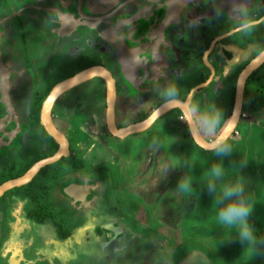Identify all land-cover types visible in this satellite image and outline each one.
<instances>
[{"label": "flooded vegetation", "instance_id": "flooded-vegetation-1", "mask_svg": "<svg viewBox=\"0 0 264 264\" xmlns=\"http://www.w3.org/2000/svg\"><path fill=\"white\" fill-rule=\"evenodd\" d=\"M220 5L224 7L225 16L217 19L214 8ZM229 7V0H0L1 13L9 12V16L0 20L6 25L0 31V89L12 84V75L21 72L20 77L27 81L24 86L31 85L33 90L27 100H19L20 113L15 110L11 87L1 91L0 185L22 176L33 164L57 152L58 142L40 124L42 103L56 84L91 66L105 68L113 79V120L118 129L122 128L119 121L121 93H127L129 86L138 92L150 93L153 96L150 98L156 100L163 95L164 86L173 84L178 90L174 100L179 101H185L196 88L188 105L193 119L192 108L213 97L215 88L221 89L227 97L224 102L227 113L223 116L227 122L239 74L264 51V25L249 36L233 34L230 29L234 21L227 15ZM251 10L264 15V0H252ZM62 63L74 72L54 82L44 92L50 82L61 76ZM259 71L264 74V60L243 82L241 107L246 88ZM94 80L100 84L95 92L98 100L101 92L103 95L101 115L106 134L114 137L105 122L106 82L103 78L94 77L65 89L53 101L50 116L53 126L67 141V154L42 166L23 185L30 184L25 190L13 192L12 188L0 195V210L8 196L14 193L23 196L29 206L26 214L31 222L22 227H42V232L49 225L54 229L55 236H45L40 240L44 245L40 248L44 249V256L56 258L57 264H78L80 259H84L82 264H190L186 260L196 249L170 260L159 243L150 240L135 243L136 234L126 223L121 208L107 206L106 189L103 191V185L96 178L103 175L108 164H115L107 157L108 151L93 154L88 167L94 170L88 177L79 174L84 167L81 152L74 150L68 132L55 123L62 110L53 111L59 100L63 101L62 106L69 104L68 98H61L67 91L87 82L94 83ZM93 83L87 84L89 90ZM4 91L6 98H3ZM87 101V104L81 101V109L93 104L91 98ZM162 103L164 101L160 105ZM143 104L137 103L136 107ZM37 110L38 124L34 119ZM78 114L83 115L80 116L83 119L89 118L85 112ZM176 116H182V121L186 122L184 113ZM24 121L30 122V127L27 128ZM30 147L34 150L33 157L19 161V156ZM59 162L61 165H57ZM74 189L78 193H72ZM64 222L67 228L62 229ZM12 229L10 225H0V264H13L10 259L15 231ZM23 238L28 242L32 240ZM199 252L204 258L202 264H211L207 254Z\"/></svg>", "mask_w": 264, "mask_h": 264}, {"label": "rangeland", "instance_id": "rangeland-1", "mask_svg": "<svg viewBox=\"0 0 264 264\" xmlns=\"http://www.w3.org/2000/svg\"><path fill=\"white\" fill-rule=\"evenodd\" d=\"M1 12L2 10H0V20L9 16V12ZM5 27L6 25L0 23V31ZM5 34H2V36L4 37ZM5 49L7 48L5 47ZM62 65L61 76L50 82L44 88V92L54 82L74 72L69 65L65 63H62ZM20 74L21 72L14 73L11 77L13 83L5 84L4 88L0 89L1 97L3 89L7 90L11 87L10 95L18 113H20L19 100L23 98L27 100L33 91L31 85H29V88L24 86L27 81L20 77ZM89 83H93V81L82 84L69 92L67 91L61 97L68 98L69 104L62 106L63 101L61 100L56 103L53 112L62 111L56 117L55 123L68 132L73 140L74 150L81 152L80 158L84 162V167L79 170L81 176L83 175L86 178L94 170L88 167V163L93 160V154L96 155L99 151H108L107 157L115 164H108V169H104L103 175L100 174V177L96 179L103 185L101 187L103 191L106 189L109 199V205L107 206L111 209L121 208L126 223L132 227L136 234L135 243L143 240L159 243L164 254L170 260H176L183 257V255L185 256L191 249H196L191 251L186 260L190 264H202L204 262V258L200 257L203 255L199 251L207 254L211 264H264V244H258L257 251L254 253L247 248L246 244L240 242L235 228H228L218 223L214 194L207 187L208 171L216 163H220L224 167L223 183H235L237 180H241L245 186V197L254 209L249 222L256 230L257 238L264 239V74L260 71L257 72L247 86L240 119L233 133L225 142L231 146V154L223 155H218L215 149L205 151L196 147L192 142L186 122L180 121L176 116L180 115L179 110L168 114L169 116L165 115V121L160 119L143 132L122 139L108 136L101 115L103 109L101 97L103 95L101 92L98 100L95 94L97 86H100V84L94 80L91 85L92 89L89 90V85H87ZM129 87L126 88L127 93L125 91L121 93V105L119 106L121 127L145 119L164 101L163 95L157 98V101L155 99L154 101L150 98L153 97L150 93L144 94L138 92L132 86ZM214 94L209 100L204 99L205 103L197 107L200 114L209 112L214 105L223 113L215 129L206 131L197 122L203 137L209 142L216 139L226 124L223 116L227 113V105L224 103L227 97L224 91L218 88L214 89ZM89 98L93 100V104L85 105L81 109L82 102L87 104ZM141 102L144 104L136 107V104ZM86 108L94 113L86 112ZM81 112H85V115L89 116L88 120L80 117L83 115H76V113ZM0 113L1 117L3 115L1 103ZM170 121L173 126L167 128L180 132L178 140L181 142L177 145L181 149L185 148L186 145L189 146V154L182 157L181 153H172L169 150L167 156L159 155L158 161L162 162L164 158L166 165L169 166V170L167 173H163L164 178L162 177V182L158 185L159 192H162V194L157 195L153 192L154 194L147 196L137 194V191L128 190L133 186L139 188L144 182L148 181L152 173L149 170L148 174L143 177L135 169L127 177V181H130L131 186L126 185V178H124V173L121 171V150L124 147L128 149L133 143L134 145L138 144L139 149L142 150L143 146L146 148L149 143L156 154L159 147L160 149H162L161 147L165 148V142L154 140V136ZM23 123L27 128L28 125L30 127V122L24 121ZM175 139L170 138L174 145ZM182 142L183 145H181ZM33 152L34 150L30 147L25 153H22V156H19V161H24V157H27L26 159L33 157ZM157 157L155 155L153 166ZM57 165H61V162ZM185 176L192 180L190 192H180L177 189L178 181ZM59 179L61 180V178ZM220 183L221 181L218 180V193ZM28 208L29 206L24 197L14 193L12 196H8L6 205L0 210V225H10L13 227L12 230L15 231L13 232L14 249H11L10 260L13 264H57L56 258L44 256L45 251L40 248L44 246L40 240L42 241L45 236H55L54 229L50 225L45 232H42V227L33 226L28 229L22 227L23 224L31 222L26 214ZM56 220L58 219L56 218ZM56 224L58 223L56 222ZM65 224L66 222L63 223L62 229L67 228ZM25 236L32 240L29 239L30 242L26 241L23 238ZM83 260L80 259L77 263L82 264Z\"/></svg>", "mask_w": 264, "mask_h": 264}, {"label": "water", "instance_id": "water-1", "mask_svg": "<svg viewBox=\"0 0 264 264\" xmlns=\"http://www.w3.org/2000/svg\"><path fill=\"white\" fill-rule=\"evenodd\" d=\"M259 57L260 60L258 59ZM263 60H264V51H262L252 62H250L248 66L244 70H242V72L239 74L236 91H235V101L232 107L231 116L226 122L222 131L212 142H209L202 137L196 123L193 122L194 119L189 110V106H188L189 98L191 93L196 88L190 91L185 101L173 100L171 102L172 104L164 102L161 105H159L155 110H153L152 113L144 120L129 124L125 127L118 129L115 127L113 120V104H114L115 90H114L113 79L111 78L109 72L101 66H91L79 71L78 73L74 74L72 77L67 78L64 81L56 84L50 90V92L48 93V95L46 96L45 100L42 103L41 112H40V124L42 125L46 133L58 142L59 149L52 156L47 157L33 164L27 170V172L24 173L22 176L2 183L0 185V195H2L7 190H10L15 187H20L28 183L31 180V178L34 176V174L42 166L53 163L57 161L61 156L67 154V141L65 137L61 133H59L56 130V128L53 126L50 116V108L51 105L53 104V101L65 89L94 77L103 78L106 82V119H105L106 127L108 132L112 136L121 139L131 134L139 133L146 130L152 125V123L157 118H159L163 114L167 113L172 109H178L185 115L186 123L193 142L201 149L205 151H209L215 149V147L219 142H225L227 138L233 133L241 113L243 82L245 81L247 75L252 71V69L256 67ZM255 62L256 65L255 66L252 65ZM4 96L6 98V92L3 94V98Z\"/></svg>", "mask_w": 264, "mask_h": 264}, {"label": "clouds", "instance_id": "clouds-1", "mask_svg": "<svg viewBox=\"0 0 264 264\" xmlns=\"http://www.w3.org/2000/svg\"><path fill=\"white\" fill-rule=\"evenodd\" d=\"M252 0H229L230 7L227 15L234 21L230 31L233 34L243 36L251 35L261 25H264V15H258L251 10ZM259 11V9L257 10ZM215 18L225 16V10L222 5L214 8ZM164 102L171 103L178 95L175 85L168 84L164 86ZM194 114V123H199L206 131L215 129L219 123V119L223 113L215 105L209 112L199 113L197 107L192 108ZM218 155L231 154V146L225 142H219L215 147ZM169 170L166 166L165 173ZM225 176L224 167L220 163L213 164L207 174V187L214 194V204L217 208V221L219 224L235 228L238 238L242 244H246L247 248L252 252L257 251L258 244H264V239H258L249 222V218L253 212V205L245 197V186L241 180L235 183H223ZM219 184V193L217 181ZM177 189L180 192H190L192 189V180L188 176L183 177L177 183ZM235 198V199H233Z\"/></svg>", "mask_w": 264, "mask_h": 264}, {"label": "crops", "instance_id": "crops-1", "mask_svg": "<svg viewBox=\"0 0 264 264\" xmlns=\"http://www.w3.org/2000/svg\"><path fill=\"white\" fill-rule=\"evenodd\" d=\"M164 115L157 118L152 123L151 126H153L155 123L160 121V119H163L165 121L166 116H164ZM239 119H238V121H239ZM169 120H171V119H169ZM237 124H238V122H237ZM237 124H236V126H237ZM172 126H173V123L171 121L169 123H166L164 125V128L161 129L159 131V133L154 136V140L157 139L159 142L160 141L165 142L164 143L165 148L161 147L162 149H160V147H159V149H157L156 154L154 153V150L149 146L150 145L149 143L147 144V146L145 145L146 148L143 146L142 150L139 149L138 144L134 145V143H133V145H131L129 147L127 146L128 149L126 147H124L123 150H121V171L124 173L123 176H124V178H126V181H127V177L130 175L131 172H134L135 169L137 170V173H139L140 175H143V177L146 174H148L149 170L152 173L149 176L148 181L144 182L139 188H135L133 186V187H131V189H128V190L137 191V194H143V195H147V196H151L154 193H156L157 195L162 194V192H159L160 188L158 185L162 182V179L164 178L163 173H165L164 171H165V168L167 165H166V161L164 158H163L162 162L158 161V158H160L159 155L167 156V154L169 153L168 152L169 150L172 153H174V152L181 153L182 157L189 154V146L186 145L185 148L181 149V147L179 145H177L179 142H181L178 140V138L180 136V134H179L180 132L178 130L174 131L172 128H170V129L167 128V127H172ZM147 129H149V128H147ZM200 133H201V131H200ZM131 135H133V134H131ZM201 135H202V133H201ZM171 137L173 139L176 138L175 139V145L171 141L172 139L170 140ZM202 137H203V135H202ZM192 142H193V140H192ZM181 145H183V142L181 143ZM196 147H198V146L196 145ZM198 148H200V147H198ZM122 154H123V156H122ZM155 155H157L158 157L156 158L155 164L153 166V163H154L153 160H154ZM139 161H140V163H139ZM158 162H159V164H158V166H156ZM153 169H154V171H153ZM125 184L128 186H131L130 181H127V183H125Z\"/></svg>", "mask_w": 264, "mask_h": 264}, {"label": "trees", "instance_id": "trees-1", "mask_svg": "<svg viewBox=\"0 0 264 264\" xmlns=\"http://www.w3.org/2000/svg\"><path fill=\"white\" fill-rule=\"evenodd\" d=\"M34 119H35V121H36L37 124H38V110L35 111ZM40 128H42V127L40 126ZM55 147H56V144H55ZM14 177H16V176H14ZM28 186H30V184L27 185V186H21V187L14 188L12 191H13V192L23 191V190H25Z\"/></svg>", "mask_w": 264, "mask_h": 264}, {"label": "bare ground", "instance_id": "bare-ground-1", "mask_svg": "<svg viewBox=\"0 0 264 264\" xmlns=\"http://www.w3.org/2000/svg\"><path fill=\"white\" fill-rule=\"evenodd\" d=\"M260 57H261V56H260ZM260 57L258 58L259 60H260ZM252 65L255 66V65H256V62L253 63ZM170 104H172V103H170ZM72 189H73V188H72ZM71 192H72V193H73V192H74V193H78V190H77V189H74V190H72Z\"/></svg>", "mask_w": 264, "mask_h": 264}, {"label": "built area", "instance_id": "built-area-1", "mask_svg": "<svg viewBox=\"0 0 264 264\" xmlns=\"http://www.w3.org/2000/svg\"><path fill=\"white\" fill-rule=\"evenodd\" d=\"M178 119H179L180 121H182V120H183L182 116H179V117H178Z\"/></svg>", "mask_w": 264, "mask_h": 264}]
</instances>
